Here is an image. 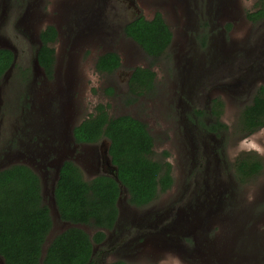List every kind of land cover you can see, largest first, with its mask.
<instances>
[{"label":"rangeland","instance_id":"obj_1","mask_svg":"<svg viewBox=\"0 0 264 264\" xmlns=\"http://www.w3.org/2000/svg\"><path fill=\"white\" fill-rule=\"evenodd\" d=\"M11 1L13 6L0 11L7 18L1 21L0 36L15 48L13 76L19 66L40 67L34 61L42 30L54 25L60 32L54 45L55 78L44 82L42 76L37 77L40 83L35 89L40 88L32 97L35 105L36 99L48 104V114L38 113L39 125L47 116L51 125L64 121L59 119L64 103L65 118L72 121L67 127L70 137L72 127L93 114L97 105H108L112 116L129 115L147 124L154 138V157L172 165L174 188L150 206H132L123 191L117 225L94 247L95 264L117 260L128 264H264V172L240 184L235 168L237 159L247 153L256 154L264 164V127L247 137L238 130L244 108L264 86V21L247 19L249 12L257 10L258 0H26L22 10ZM157 13L174 38L166 54L154 61L124 37L123 28L137 16L150 20ZM84 14L93 26L82 22ZM32 20V27L25 30L23 25ZM111 51L120 55L123 66L101 74L95 68L97 58ZM151 65L157 75L153 90L130 102L135 97L129 94L131 73L136 67ZM8 93L0 95L4 151L9 150L12 137L10 114L3 104ZM215 99L223 103L220 121L226 129L209 136L206 125L215 122L209 114ZM103 143L78 150L75 162L88 180L108 174L97 165L98 159L103 162ZM6 153L0 154V169L21 163ZM88 154L94 159L90 161ZM65 159L47 172L27 162L40 175L44 201L51 208L57 170ZM215 164L219 189L208 190L202 184V190H196L195 185L203 183L204 171L210 172ZM53 217L46 249L70 228ZM82 228L91 236L96 232Z\"/></svg>","mask_w":264,"mask_h":264},{"label":"trees","instance_id":"obj_2","mask_svg":"<svg viewBox=\"0 0 264 264\" xmlns=\"http://www.w3.org/2000/svg\"><path fill=\"white\" fill-rule=\"evenodd\" d=\"M256 9L247 14V19L253 23L264 21V0H258ZM84 15L82 22L90 27L92 20L88 14ZM123 32L154 61L166 54L174 36L161 13L150 20L143 15L137 16L124 26ZM57 36L54 26L40 34L42 46L38 60L50 76L55 62L52 45ZM13 61L11 52L0 51V76ZM120 66V55L111 51L98 57L96 70L113 73ZM154 77L155 73L150 68H135L129 81V93L137 99L153 90ZM214 103L212 114L218 120L223 103L220 99H215ZM108 108V105H97L95 112L74 128L73 135L80 144L109 141L108 153L112 164L118 168V178L127 191L129 203L137 208L143 207L154 201L159 192L172 186V165L154 157V138L147 124L129 115L112 116ZM219 126L226 127L223 123ZM263 127L264 86H261L252 103L244 108L238 130L247 137ZM235 168L240 184L254 180L264 172L260 158L251 153L240 156ZM120 192L119 183L111 175L101 174L88 180L78 164L65 161L55 186V200L61 221L75 226L58 234L43 255L54 220L44 201L42 180L25 165L2 169L0 256L5 264H95L92 257L94 246L105 241L104 230H112L119 219ZM77 225L94 228L96 232L91 236ZM108 264L128 263L117 260Z\"/></svg>","mask_w":264,"mask_h":264},{"label":"flooded vegetation","instance_id":"obj_3","mask_svg":"<svg viewBox=\"0 0 264 264\" xmlns=\"http://www.w3.org/2000/svg\"><path fill=\"white\" fill-rule=\"evenodd\" d=\"M15 2H16V4L14 6H16L18 10H22L23 4H24V2H26V0H20V1L15 0ZM29 3L32 4L31 1H29ZM11 6H13L11 0H0V11L6 10L8 7H11ZM26 10L23 13V16H27V21H28L30 19V17H29V13L26 12ZM5 16H6V14L4 16H0V28H1V21L7 20V18ZM32 23H33V20L31 22V24H27V23L24 24L23 25L24 29L28 30V28H31ZM93 25H94V23L91 22L90 26H93ZM49 26H52V25H49ZM49 26H47L45 29H47ZM55 28L58 32V36H57L56 42L53 43V45H52L53 48H54V45L59 41V35H60V32L57 29V27H55ZM123 30H124V28H123ZM42 31H44V30H42ZM40 34L38 37V44H39L38 47L39 48L42 46V42L40 40ZM124 37L128 38L125 35V33H124ZM173 38H174V36H173ZM128 39H130L132 42L136 43L131 38H128ZM5 40L6 39L4 36H0V51H5V52L9 51L13 54V56L15 58L14 46L10 43V41H8V40L5 41ZM39 48L36 51L39 52ZM56 59H57V56H56V51H55V62H54V66H53L52 76H50L48 71H46V69L44 67H42L41 65L37 69L31 65L19 66L18 67V73L15 74V76H13L12 75V71H13L12 69L15 68L13 65L14 61L12 63L13 66L11 65L0 76V95H1V97H5V93H7L9 91V93L7 94L8 99H7V101H3V104L5 102V104H4L5 113L10 114L8 126H9L10 133L12 134L10 141H8L9 150L4 151L5 146L3 143H0L1 144L0 145V154L7 152L6 154H9L11 159L18 160V162H21V163L15 164V165L28 166L34 172H36V170L33 169L30 165H28L27 162L35 163L39 167H43L45 169V172H47L49 170V168H52L63 157L67 158L64 160V162L65 161H72V162L76 163L75 162L76 158L78 157V155L80 153L78 150L81 148V146L86 145V144L77 143L75 140V137L73 135L74 128L76 126H78L79 124H81L83 121L79 124L74 125L71 129V136L70 137L68 136V134H67L68 128L67 127L70 126L72 121H68V118H67V120L65 118V107L66 106L64 103H62V107H61L62 108V116L59 117V119H63L64 121H62L61 123L57 122L56 124L51 125L47 120L48 119V116H47V119L45 120V122H43L41 125H39L38 113L44 111L45 115L48 114V104L45 102V105H44V104L40 103L37 99H36V101H37L36 105L32 102L33 93L35 91H38L40 88L39 87L38 89H35V86L36 87L39 86V84H38L39 81L37 80V77L42 76L44 82H49L50 80H53L55 78L54 70H55V64L57 61ZM120 59H121V57H120ZM97 60H98V58H97ZM96 63H97V61H96ZM122 66H123V63H122V59H121V66L117 70H119ZM95 68H96V64H95ZM136 68H138V67H136ZM142 68H145V67H142ZM149 68L155 73L154 82H153V84L155 85L156 76H157L156 72L152 69L153 68L152 65ZM117 70H115V71H117ZM99 73H101V72H99ZM132 73L129 77V81H130V78L132 76ZM101 74H103V73H101ZM33 78H36L34 84H32ZM60 90H59V92H60ZM113 90H112V92L114 93ZM142 96H139L138 98H140ZM132 98L133 99H131V101H130L132 103H134L138 99V98L136 99V96L132 97ZM46 99H47V97H46ZM3 104H1V105L3 106ZM43 106H44V108H43ZM34 111H35V113H34ZM209 114L215 118L214 123L206 125V131L208 132L209 136L210 135L214 136L217 133H219L220 131H223L224 129H226V127L224 128V127L219 126V123H223V122L220 121V118L217 120V118L212 114V107H211V109H209ZM45 115H44V119H45ZM63 123H65V124H63ZM224 125L226 126V124H224ZM1 128H2V130H5V133H6V125L4 123H2ZM148 130H149V127H148ZM149 132H150V130H149ZM150 134H151V132H150ZM105 140L107 142H109L107 139H104L103 142H105ZM103 145H104V143H103ZM103 150H104V147H103L102 151ZM102 154H103V152H102ZM38 158H41V159L38 160ZM88 158L90 161L92 159H94V157L90 154H88ZM164 162H168V161H164ZM97 163H98L97 165L99 167L104 168V171H113V170H106L104 160L102 162L98 159ZM206 164L208 166H210L211 161L208 160ZM11 166H13V165H11ZM207 170H209L208 167H207ZM171 171H172V169H171ZM215 171H218L216 169V164L213 166V168L210 170V172L204 171L205 177H204L203 183H201V184L198 183V185H195V189L198 191H201L203 188L202 184L204 185L205 189L212 190V191L217 189L220 185L217 184L216 173H214ZM103 174H105V173H103ZM171 175H172L173 180H174L172 186L164 192H159L158 197L159 196L162 197V196L166 195L168 192H170L174 188L175 179H174L173 171L171 172ZM42 184H43V182H42ZM188 194L189 193L186 192L184 194V196H186V195L188 196ZM158 197L154 201H152L151 203H149L143 207H140V208L148 207L151 204L155 203V201L158 199ZM132 206H134V205H132ZM134 207H136V206H134ZM106 231H110V230H104L105 233H106Z\"/></svg>","mask_w":264,"mask_h":264},{"label":"water","instance_id":"obj_4","mask_svg":"<svg viewBox=\"0 0 264 264\" xmlns=\"http://www.w3.org/2000/svg\"><path fill=\"white\" fill-rule=\"evenodd\" d=\"M14 62H15V58H14ZM13 65H14V63H13ZM35 65L40 66L38 57L35 60ZM106 145H107V148H106ZM103 146H104V150L102 152H103V160H104V163H105L106 170H113V171H108V173L112 177H114V179L119 183V186H120V189H121V192H120V198H121V196L123 194V191L124 190L126 191V189L120 183L119 178H118V168L112 164L111 157L109 156V153H108V150H109V142L108 143L104 142V145ZM63 162L64 161H62L61 164H60V166L58 167L57 180H56V182H55V184L53 185V188H52V200H53L54 208H51L49 206L52 217L55 215L59 219H60V214H59V211H58V208H57V204H56V200H55V186H56V183H57V181L59 179V173H60L61 166L63 165ZM4 168L5 167H3L2 169H4ZM2 169H0V171ZM120 198L118 200V209H119V201H120ZM119 215H120V209H119ZM53 220H54V217H53ZM67 223L70 226V228L75 226V225H73V224H71L69 222H67ZM77 226L78 227H83V226H80V225H77ZM45 252H46V247L43 249V255L45 254ZM93 256H94V251H93ZM0 261L2 262V264H5V260H4V258L2 256H0Z\"/></svg>","mask_w":264,"mask_h":264}]
</instances>
